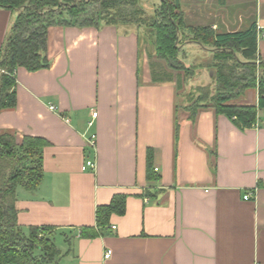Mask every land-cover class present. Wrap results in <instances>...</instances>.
I'll return each mask as SVG.
<instances>
[{
    "label": "crops",
    "instance_id": "0c3cea01",
    "mask_svg": "<svg viewBox=\"0 0 264 264\" xmlns=\"http://www.w3.org/2000/svg\"><path fill=\"white\" fill-rule=\"evenodd\" d=\"M220 2L244 8L240 30L254 25L264 59V0ZM16 17L0 9V49ZM230 20L236 16L222 14L212 27L239 32L227 30ZM47 52L48 69L15 70L16 106L0 111V133L48 143L41 184L16 191L24 233L52 228L56 264H264V110L244 130L211 109L188 121L176 82H152L135 29L52 27ZM257 100L251 89L234 104ZM148 150L154 181L146 180ZM87 160L93 172L81 170ZM116 195L126 196L125 213L96 228V209ZM83 229L97 236H80Z\"/></svg>",
    "mask_w": 264,
    "mask_h": 264
},
{
    "label": "trees",
    "instance_id": "16d2710c",
    "mask_svg": "<svg viewBox=\"0 0 264 264\" xmlns=\"http://www.w3.org/2000/svg\"><path fill=\"white\" fill-rule=\"evenodd\" d=\"M0 9L16 11L5 44L0 49V111L16 106L15 70H46L50 66L47 52L48 31L52 27L101 29L104 26L135 29L149 58L153 83L172 82L178 72L187 77L196 66L186 67L183 58L186 43L199 46L210 58L203 68L213 72L214 92L210 86L198 87L189 104L183 107L192 123L197 114L211 109L231 119L240 130L253 127L257 113L264 110V59L257 57V36L252 25L247 30L219 34L205 26H187L178 0H159L152 14L139 0H0ZM156 58L163 61L165 67ZM158 69V70H156ZM258 92L257 105H235L248 90ZM177 109V107H176ZM175 136L180 122L175 117ZM48 143L25 136L17 143L7 132L0 133V160L13 167L0 179V264H56L59 251L49 239L50 227H30L26 233L17 222L16 191H35L42 181V149ZM158 178L153 169V152L147 151L146 180ZM125 195H116L95 212V225L105 229L112 215L125 213ZM97 236L93 229L80 230V236Z\"/></svg>",
    "mask_w": 264,
    "mask_h": 264
},
{
    "label": "rangeland",
    "instance_id": "374dc122",
    "mask_svg": "<svg viewBox=\"0 0 264 264\" xmlns=\"http://www.w3.org/2000/svg\"><path fill=\"white\" fill-rule=\"evenodd\" d=\"M180 4V12L183 14L184 22L187 26H208L216 33H221V28L219 25L217 27H212L213 23L217 22L221 25V15L229 14L231 16H236V20L227 21L228 28L227 30L232 31L235 29H243L242 18L239 17L240 13L243 15L244 12L238 10L236 4L224 2L221 4L220 0H178ZM205 1V2H203ZM219 3H218V2ZM231 1V0H230ZM247 0V5L249 4ZM139 3L142 8H144L148 14H152L154 9L157 8L159 0H139ZM192 3V4H191ZM249 6V5H248ZM244 9V8H243ZM248 14V13H247ZM244 31V30H240ZM183 54L180 55V59L184 61L186 67L196 66L197 69L192 72L191 75L185 76L184 72H178L179 80V89H176V93L179 96L178 101L182 102L186 106L191 101L192 97L198 87L210 86L212 95L214 92V82H213V72L210 68H203L201 65L205 64L209 60L210 56L205 53L199 46L188 44L184 45ZM153 62H159L165 67L163 61H157L156 58L153 59ZM168 72L175 74L173 70H169L165 67ZM158 70V69H156ZM173 81L176 82L177 79L173 77ZM191 89H188V88ZM184 96V98H183ZM186 97V98H185ZM194 97V96H193ZM180 98L182 100H180ZM195 98V97H194ZM181 103V104H182ZM13 165L8 160H0V179L6 176L9 171L12 169Z\"/></svg>",
    "mask_w": 264,
    "mask_h": 264
},
{
    "label": "built area",
    "instance_id": "2783aa9c",
    "mask_svg": "<svg viewBox=\"0 0 264 264\" xmlns=\"http://www.w3.org/2000/svg\"><path fill=\"white\" fill-rule=\"evenodd\" d=\"M0 74H5V71H4L3 69H1V68H0ZM49 109H50V110H55L52 106H50ZM92 117L95 118V117H96V113H93V114H92ZM91 125H92V123H89V124H88V127H91ZM86 144H87V147H88L89 149L95 150V147H96V137H95V135H90L89 137H87V138H86ZM95 168H96V164H95V162L92 161V160H87V161L83 164L81 170H82L83 172H86V171H91V172H93V171L95 170ZM157 171H158V170L155 168V169H154V172L156 173ZM250 198H251V196H250L249 194H247V195H245V196L243 197L244 200H249ZM112 229L114 230L115 228L112 227ZM110 254H111V252H110V251H107V252L104 254L103 258H104V259H108V258L110 257Z\"/></svg>",
    "mask_w": 264,
    "mask_h": 264
}]
</instances>
